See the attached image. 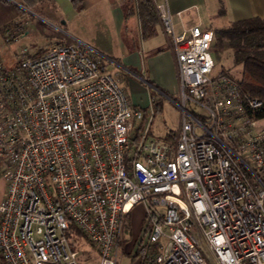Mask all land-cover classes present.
Instances as JSON below:
<instances>
[{
  "label": "built area",
  "instance_id": "1",
  "mask_svg": "<svg viewBox=\"0 0 264 264\" xmlns=\"http://www.w3.org/2000/svg\"><path fill=\"white\" fill-rule=\"evenodd\" d=\"M152 1L176 71L178 99L165 95L179 109L169 139L150 137L147 125L132 131L145 112L90 44L24 45L7 62L0 52L4 264H118L136 205L148 264H264L262 102L216 67L210 28L176 32L166 0ZM29 24L6 26L4 41ZM71 225L93 260L74 248Z\"/></svg>",
  "mask_w": 264,
  "mask_h": 264
},
{
  "label": "crops",
  "instance_id": "2",
  "mask_svg": "<svg viewBox=\"0 0 264 264\" xmlns=\"http://www.w3.org/2000/svg\"><path fill=\"white\" fill-rule=\"evenodd\" d=\"M166 2L172 13L176 32H181L196 23L212 28L224 27L234 20L252 16L264 18V0H166ZM34 13L44 24L59 27L70 38L85 43L89 40L88 44L117 61L120 65L117 67L128 72L121 74L122 85L129 87L131 91L145 90L140 87L142 84L151 87L145 78L152 81L158 87L154 89L163 96L172 90L176 82V71L172 52L161 27L157 24L156 33L152 37L141 39L136 17H124L122 0H82L80 10H75L70 0H44L37 4ZM31 27L32 30L26 36L33 34L35 27ZM112 44L120 46V52H116L118 53L116 57L109 54ZM131 66L138 67L142 76L130 70L128 67ZM0 182L2 198L5 184L2 178ZM142 213L141 210L140 217Z\"/></svg>",
  "mask_w": 264,
  "mask_h": 264
},
{
  "label": "trees",
  "instance_id": "3",
  "mask_svg": "<svg viewBox=\"0 0 264 264\" xmlns=\"http://www.w3.org/2000/svg\"><path fill=\"white\" fill-rule=\"evenodd\" d=\"M43 1L22 0L25 7L29 9H36L37 4ZM70 2L75 10L82 8V0H70ZM122 7L125 18L129 16L136 17L141 39H148L156 33L158 17L152 0H122ZM25 13L16 4L8 0H0V31L3 32L6 26ZM44 25L43 22L36 21L34 26L37 29H42ZM210 29L214 34L212 51L215 62H220L222 52L231 50L233 65L240 66V74L237 77L242 91L251 97L261 100L262 105L256 115L264 116V18L252 16L237 19L230 22L227 26L212 27ZM128 68L142 76L136 69ZM220 68L222 71L227 70L222 69L221 66ZM145 79L151 87L158 88L152 81ZM151 87H149L150 96L153 98L154 94ZM151 105L153 113L161 108L160 102L154 101V98ZM143 111L145 112L146 109H143ZM72 230L75 231L77 236L85 239L79 229L73 225L70 226L69 231ZM151 252L149 245H141L139 243L133 257H139L141 264H148L147 261L151 256Z\"/></svg>",
  "mask_w": 264,
  "mask_h": 264
},
{
  "label": "rangeland",
  "instance_id": "4",
  "mask_svg": "<svg viewBox=\"0 0 264 264\" xmlns=\"http://www.w3.org/2000/svg\"><path fill=\"white\" fill-rule=\"evenodd\" d=\"M22 10H24L26 13L24 15H21L20 17L16 18L13 22L22 20V21H29L30 27H35L36 21H41V19L38 17V15L34 12H36V9H29L25 7ZM12 24V23H10ZM9 24V25H10ZM59 26H62L59 24ZM63 27V26H62ZM38 33H37V32ZM69 37L66 35V33L63 30H60L59 27H54L50 24H45L44 28H34L33 34L29 36H24L20 38L17 42H5L1 32H0V52L4 58V60L7 62L9 61V58L15 57V55L21 46H28L30 51H33L35 48L47 44L49 41L61 39V37ZM56 37V38H55ZM70 38V37H69ZM88 43H90L89 40H87ZM120 52V46H116L115 44H112L110 47V55L116 57L118 53ZM112 59V58H111ZM114 63H109V68L112 70L116 76L118 77L119 81L123 84V78L121 77L126 73V70H122L121 67L118 65L119 63L112 59ZM222 67V69L229 70L233 75L239 76L240 74V66H234L232 63V52L231 50H226L221 53V59L220 62L216 63V67ZM134 67L137 71L140 72V69L135 66ZM122 74V75H121ZM127 85V84H126ZM141 85V84H139ZM126 87V86H125ZM145 90H139V91H131L129 87H126L125 89L128 92L129 98L131 102L134 105L139 106L142 109H146L145 114L141 120H134V126L132 131H140L142 132L146 125L149 127L148 135L152 138L156 139H169L173 132L176 130L179 122V109L178 107L170 100L171 99L177 100L178 99V93H177V82L174 83V86L172 90H169V93L167 95L168 98L163 96L162 94L158 93L154 87H151L153 91V98L154 101H159L161 104V108L159 111H155L153 113V107L151 105V96H150V90L149 85H141ZM141 88V89H142ZM165 94V93H164ZM152 113V115H151ZM151 116V121L148 124V117ZM149 122V121H148ZM1 180V177H0ZM1 182H0V188H1ZM142 210L141 205H136L135 208L130 212L129 219L126 220L124 232L122 235V239L119 243L120 249L118 254V264H141L140 258H134L133 255L135 254V249L142 240V222H143V213L140 217V211ZM139 218V220H138ZM69 236L74 239L77 243L74 248L76 249H83L85 253L87 254V258L89 261L93 260V258L96 257L93 248L88 244V242L83 239L80 236H77L74 230L68 232ZM88 251V252H86ZM0 264H4L3 261L0 259Z\"/></svg>",
  "mask_w": 264,
  "mask_h": 264
}]
</instances>
